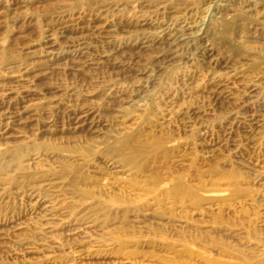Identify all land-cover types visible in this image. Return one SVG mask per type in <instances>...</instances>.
I'll list each match as a JSON object with an SVG mask.
<instances>
[{"label": "rangeland", "instance_id": "obj_1", "mask_svg": "<svg viewBox=\"0 0 264 264\" xmlns=\"http://www.w3.org/2000/svg\"><path fill=\"white\" fill-rule=\"evenodd\" d=\"M0 264H264V0H0Z\"/></svg>", "mask_w": 264, "mask_h": 264}]
</instances>
